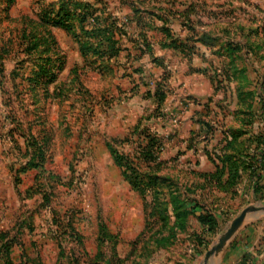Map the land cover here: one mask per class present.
<instances>
[{
	"label": "rangeland",
	"instance_id": "1",
	"mask_svg": "<svg viewBox=\"0 0 264 264\" xmlns=\"http://www.w3.org/2000/svg\"><path fill=\"white\" fill-rule=\"evenodd\" d=\"M67 1L0 0V264H208L207 253L248 207L256 214L233 240L248 246L243 232L250 229L251 249L263 251L261 80L245 84L235 98L234 84L222 75L227 68L218 62L220 92L183 100L173 110L174 99L160 100L156 91L152 98L147 86L132 91L125 74L142 64L140 77L161 68L166 78L169 67L182 70V52L169 46V54L155 53L145 44L133 58L119 54L104 62L83 54L72 33L37 24L42 10ZM109 1L106 13L111 7V14H121L127 5ZM50 29L58 48L47 47ZM116 34L121 47L132 43ZM130 40L140 46L142 37ZM58 58L62 68L61 61L54 64ZM181 107L193 110L191 127L183 124ZM232 140L235 148H228ZM226 153L238 161L231 183L230 163L224 173L216 167ZM206 166L215 170L213 178L201 176ZM186 199L212 210L218 228L204 233L200 211L185 227L176 225L175 208H185ZM234 242L213 260L250 264Z\"/></svg>",
	"mask_w": 264,
	"mask_h": 264
},
{
	"label": "crops",
	"instance_id": "2",
	"mask_svg": "<svg viewBox=\"0 0 264 264\" xmlns=\"http://www.w3.org/2000/svg\"><path fill=\"white\" fill-rule=\"evenodd\" d=\"M118 1L126 5L125 0ZM108 2L110 3L109 0ZM95 3L93 0L94 5ZM126 6L121 10L123 11L121 14H111V7L108 9V14L120 19L118 25L121 33L128 35L126 42L128 39L130 43L132 42L128 45L126 42L123 43L126 46L124 48L122 46L120 56L131 54L133 58L135 51L139 50L138 47L140 49L144 47L143 40L140 46H136L130 40L138 35L147 37L146 44L151 51L169 54L171 51L169 39H166V30L180 36L179 43L187 45L185 49L188 52L179 53L182 70L174 72L172 67H169L171 71H168L169 76L165 80L160 77L163 72L161 68L153 77H150L149 73H147L149 77H140L145 71L143 65L139 64L140 67L136 68L141 71H134L130 67L125 77L130 78L135 85L132 91L147 86L145 88L153 98L156 86L161 82L166 100H175L171 107L174 110L183 100L191 98L199 101L205 99L207 93L220 92V82L223 78L215 70L218 62L222 68L228 70V75H222L225 80L228 79L234 84L235 98L241 97L245 84L248 82L253 84L255 79L261 80L264 75V0H144L138 4L137 13L129 5V8ZM151 67L157 66L151 64ZM212 70L213 76H210ZM222 71L220 70L221 73ZM112 74L109 76H113ZM143 75L145 76V72ZM246 91H249V88ZM181 110L184 116L183 124L191 127L193 110H183V107ZM208 167L199 171L204 173L215 171ZM202 187L209 186L206 184ZM189 192L187 195L190 196ZM194 215L199 216L198 211L190 214L189 222ZM240 233L242 231H239L238 235ZM251 233L250 229L243 232L246 239L248 238V246L246 245L248 248L240 247L238 242L242 239L237 240V245L232 248L247 253L253 260L252 264H264V245L261 246L263 251L254 252L251 245L253 244L252 248H255L256 241Z\"/></svg>",
	"mask_w": 264,
	"mask_h": 264
},
{
	"label": "trees",
	"instance_id": "3",
	"mask_svg": "<svg viewBox=\"0 0 264 264\" xmlns=\"http://www.w3.org/2000/svg\"><path fill=\"white\" fill-rule=\"evenodd\" d=\"M7 4L13 3L15 0H4ZM144 0H125L124 3L128 4L131 8H133V11L135 13L138 12V4L140 2H143ZM103 5V9L99 10L93 3L90 2H83L80 0H71V2L68 4L67 2H63L61 6H59L58 10H55L52 7L45 8L42 10L38 15L39 21H37L38 25H44V24H50L51 27H58L62 28L69 33H72L75 40L78 43L79 49L83 54H90L94 57H100L105 62V60H112L114 57H117L122 47L120 45V41L117 36V31H121L118 21L120 20L116 16H112L108 13H106L105 10H107V5L105 0L100 1ZM71 8V9H70ZM50 27V28H51ZM51 30V29H50ZM45 31L46 34V43L48 44L47 47H53L57 46L58 48V42L55 39L54 34L52 33V30ZM166 36L171 39L169 46L179 50L182 53H188L186 52L184 44L179 43L180 42V36H176L174 34H171L169 31L166 30ZM80 33V34H79ZM142 40L147 43V37L145 35H142ZM23 38L29 39V34L27 33L26 26L23 30ZM36 35L33 34L31 36V39H35ZM85 39V40H84ZM147 45V44H146ZM97 59V58H95ZM61 61L60 68L63 67V63L61 58H58L56 62L54 63L56 65L57 62ZM53 64V65H54ZM54 65V67H55ZM53 67V68H54ZM50 71V68L47 69ZM136 71H141L137 69ZM226 72V70H224ZM223 71V74H226ZM228 72V70H227ZM257 72V71H256ZM169 74V73H168ZM228 74V73H227ZM165 77V76H164ZM163 77V80L167 79ZM221 83V82H220ZM261 84H262V97L260 98V103L262 107H264V75L261 78ZM162 83H158L156 93L159 95L160 100L164 99L166 97L165 91L163 86H161ZM252 92V91H248ZM233 141H230L228 144V148H235V145L233 144ZM225 160H223L222 165L217 164V172L222 171L224 173L225 168L227 167V162L230 163V166L232 169L235 170L234 173L229 172V180L230 183L235 181L238 177V169H237V160L234 158V156L230 153H226L224 155ZM121 159L118 160V162L121 164ZM261 159L258 158V160L255 161V164L257 166L256 169H258V165L261 164ZM33 164V162L31 163ZM37 165V164H36ZM263 165V164H262ZM261 168L258 170L260 171ZM257 171V172H258ZM215 172L213 173H203L201 174L202 177H210L213 178L215 176ZM236 177V178H235ZM185 208L182 207H176V225L185 227V222L188 221L190 214L200 211L201 214L199 216V220L202 223V229L204 233H209L215 231L219 226V220L217 215L212 210H200V206L196 205L192 202H189L188 199L185 200ZM179 222H183L184 224H180ZM237 245V241L232 244V247H235ZM9 246V245H8ZM9 249V247L7 248ZM252 258H249V256L246 257L245 262L252 263Z\"/></svg>",
	"mask_w": 264,
	"mask_h": 264
},
{
	"label": "water",
	"instance_id": "4",
	"mask_svg": "<svg viewBox=\"0 0 264 264\" xmlns=\"http://www.w3.org/2000/svg\"><path fill=\"white\" fill-rule=\"evenodd\" d=\"M252 211H253L252 208L248 207L244 209L236 218L232 220L230 226L226 229V231L219 238L218 243L207 253V257L212 258V262L208 264H219L215 260H213L212 255L216 252L223 250L226 247V245L236 237L240 229L243 227L245 221L251 215L256 214V213H253Z\"/></svg>",
	"mask_w": 264,
	"mask_h": 264
}]
</instances>
